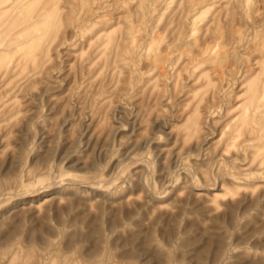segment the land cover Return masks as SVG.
<instances>
[{
	"label": "rangeland",
	"instance_id": "rangeland-1",
	"mask_svg": "<svg viewBox=\"0 0 264 264\" xmlns=\"http://www.w3.org/2000/svg\"><path fill=\"white\" fill-rule=\"evenodd\" d=\"M0 264H264V0H0Z\"/></svg>",
	"mask_w": 264,
	"mask_h": 264
}]
</instances>
